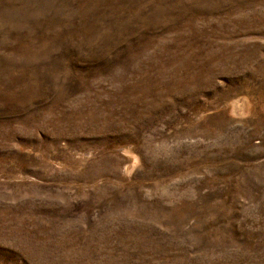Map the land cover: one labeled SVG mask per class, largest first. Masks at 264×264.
Listing matches in <instances>:
<instances>
[{
	"label": "rangeland",
	"instance_id": "374dc122",
	"mask_svg": "<svg viewBox=\"0 0 264 264\" xmlns=\"http://www.w3.org/2000/svg\"><path fill=\"white\" fill-rule=\"evenodd\" d=\"M0 264H264V0H0Z\"/></svg>",
	"mask_w": 264,
	"mask_h": 264
}]
</instances>
